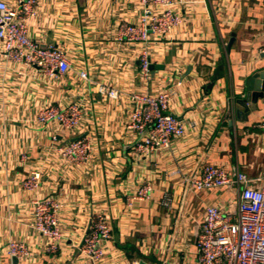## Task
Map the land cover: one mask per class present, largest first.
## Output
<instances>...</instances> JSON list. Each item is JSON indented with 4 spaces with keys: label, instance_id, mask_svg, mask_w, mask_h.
I'll return each mask as SVG.
<instances>
[{
    "label": "crops",
    "instance_id": "0c3cea01",
    "mask_svg": "<svg viewBox=\"0 0 264 264\" xmlns=\"http://www.w3.org/2000/svg\"><path fill=\"white\" fill-rule=\"evenodd\" d=\"M170 7L183 23L143 45L117 40L121 24L137 22V0H37L28 33L40 46L66 53L71 71L60 79L9 64L0 52V264H88L80 251L96 213L111 227L99 264H197L205 207L234 208L236 194L233 187L189 190L183 176H197L210 164L232 175L262 176L264 94L245 107L236 101L249 78L264 75V0H191L188 6L175 0ZM143 47L151 58L146 79L138 62ZM80 71L88 81L78 78ZM98 84L117 89L119 97L105 99L95 91ZM162 92L170 95L166 113L184 122L185 134L168 149L135 157L139 135L125 128L129 97ZM67 104L80 110L76 134L36 125L43 106ZM75 138L91 149L77 166L56 153ZM32 172L40 174L37 187L24 189ZM144 182L151 199L128 208ZM45 197L58 208L56 252H45L31 227L32 203ZM10 240L27 246V259L13 263L5 253Z\"/></svg>",
    "mask_w": 264,
    "mask_h": 264
},
{
    "label": "built area",
    "instance_id": "2783aa9c",
    "mask_svg": "<svg viewBox=\"0 0 264 264\" xmlns=\"http://www.w3.org/2000/svg\"><path fill=\"white\" fill-rule=\"evenodd\" d=\"M175 0H137L139 17L136 23L121 24L117 40L127 44L146 45L152 35H169L183 23V17L171 9ZM188 6L191 0H178ZM37 0H16L9 4L0 0V45L4 61L17 66L34 68L51 77L60 79L71 71L66 53L54 45L40 46L28 33V22L36 17ZM264 52V49H263ZM139 67L143 78L149 76L151 58L148 48L139 53ZM78 78L88 81L85 71ZM97 94L105 99L116 100V89L98 84ZM170 95L166 92L148 95L135 93L129 100L133 104L126 121V130L139 135L133 147L136 157H150L156 151L168 149L174 141L185 134V125L175 115L166 113ZM38 126L55 125L64 134L74 135L80 124V110L75 104L66 106L46 105L35 116ZM264 128V121L260 124ZM55 141V137H53ZM90 145L84 138L65 141L56 148L60 161L81 165L90 157ZM259 179H251L241 172L228 174L222 166L210 164L202 168L199 175L183 176L189 190L210 191L213 188L235 190L234 208L221 204L207 206L204 219L196 239L197 264H264V170ZM40 179L38 172H32L23 183L24 189L33 190ZM152 187L142 183L127 200L132 208L137 201L150 200ZM167 205V203H164ZM54 199L45 197L32 203V229L44 240L43 250L56 252L62 235ZM111 227L107 216L96 213L89 232L83 238L80 254L88 264H99L103 257V244L111 240ZM6 255L23 261L28 258L29 249L20 241L10 240L5 246Z\"/></svg>",
    "mask_w": 264,
    "mask_h": 264
},
{
    "label": "water",
    "instance_id": "95a60500",
    "mask_svg": "<svg viewBox=\"0 0 264 264\" xmlns=\"http://www.w3.org/2000/svg\"><path fill=\"white\" fill-rule=\"evenodd\" d=\"M247 89L243 98L236 101L240 107H245L246 105H251L253 102H257L258 98H262L264 94V75H254L247 80ZM79 138L71 139L70 141L77 140ZM13 263H17V259H12Z\"/></svg>",
    "mask_w": 264,
    "mask_h": 264
}]
</instances>
